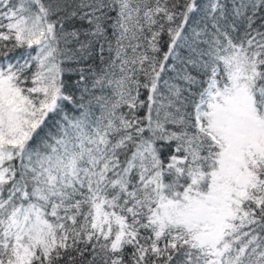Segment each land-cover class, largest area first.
Masks as SVG:
<instances>
[{
  "label": "snow or ice",
  "instance_id": "6c2138e0",
  "mask_svg": "<svg viewBox=\"0 0 264 264\" xmlns=\"http://www.w3.org/2000/svg\"><path fill=\"white\" fill-rule=\"evenodd\" d=\"M0 264H264V0H0Z\"/></svg>",
  "mask_w": 264,
  "mask_h": 264
}]
</instances>
